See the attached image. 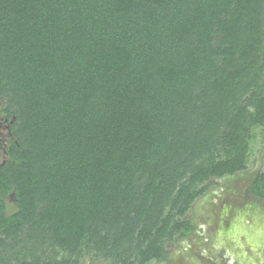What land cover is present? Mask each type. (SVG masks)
Returning a JSON list of instances; mask_svg holds the SVG:
<instances>
[{
	"label": "trees",
	"instance_id": "16d2710c",
	"mask_svg": "<svg viewBox=\"0 0 264 264\" xmlns=\"http://www.w3.org/2000/svg\"><path fill=\"white\" fill-rule=\"evenodd\" d=\"M0 115V264L164 260L264 125V0H0Z\"/></svg>",
	"mask_w": 264,
	"mask_h": 264
},
{
	"label": "rangeland",
	"instance_id": "374dc122",
	"mask_svg": "<svg viewBox=\"0 0 264 264\" xmlns=\"http://www.w3.org/2000/svg\"><path fill=\"white\" fill-rule=\"evenodd\" d=\"M11 124L0 115V165L7 160L13 138ZM247 145L245 170L202 183L203 192L183 216H175L176 210L169 205L164 208L163 216L188 222L192 231L183 238L174 234L164 240L165 259L145 264H264V200L248 191L254 177L264 170V125L251 128ZM5 202L6 214H12L14 195H8ZM82 244L85 252L86 241ZM93 254L83 253L75 264H111Z\"/></svg>",
	"mask_w": 264,
	"mask_h": 264
}]
</instances>
